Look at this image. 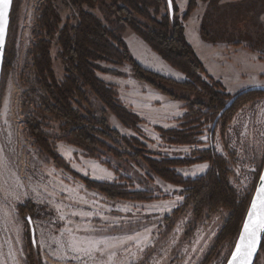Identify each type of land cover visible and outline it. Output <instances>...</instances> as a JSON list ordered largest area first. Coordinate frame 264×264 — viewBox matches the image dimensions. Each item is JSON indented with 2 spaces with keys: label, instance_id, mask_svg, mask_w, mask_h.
<instances>
[{
  "label": "rangeland",
  "instance_id": "374dc122",
  "mask_svg": "<svg viewBox=\"0 0 264 264\" xmlns=\"http://www.w3.org/2000/svg\"><path fill=\"white\" fill-rule=\"evenodd\" d=\"M47 1H52L59 13L61 28L68 20L72 25L78 23V11L68 0H14L0 93V264H82L81 260L74 259L81 254L68 246L70 237L115 245L108 250L113 255L96 254V264H229L238 242L232 237L221 241L220 235L230 212L204 211L197 215L185 187L154 175L143 158L122 139H136L155 155L151 157L154 160H181L182 166L175 171L184 179H195L207 173L210 164L196 162L195 153L213 147L225 160L229 183L239 198L252 200L264 169V96L239 104L230 119L219 121L213 144L210 140L212 121L186 127L185 132L194 134L191 143L172 144L167 137H162L159 129H184L183 117L187 109L186 102L180 98L195 105L209 104L201 89L197 92L177 90L178 99H174L142 82L164 96L163 101L153 104L152 100L156 99L153 94L139 91L143 95H138L136 89H127L128 83L122 86L128 78L139 81L132 65L100 62L102 70L97 72L98 78L115 88L118 101L131 112L132 105H139L144 120L139 117L141 122L134 128L123 126L87 90L89 103L79 100L81 108H76L80 114L90 115L115 132L108 137L98 135V138L119 156L108 149L79 147L66 140L67 132L62 122L44 117L38 111L46 93L37 76L33 50L42 34L38 21ZM240 1L243 0L225 2ZM175 2L182 20L186 11L181 9L179 0ZM84 9L109 25L111 19L101 8L85 6ZM151 13L155 14L154 9ZM165 14L163 5L159 15L154 16L161 19ZM261 15L248 12V24H238L240 19H237L232 27L249 33L254 25L264 24L259 22ZM241 17L244 19L243 15ZM186 32L189 44L197 55L199 51L198 57L208 74L225 87L224 93L235 96L251 88L264 87V59L257 56V51L249 48L228 54L223 50L215 53L199 47L195 42V19L188 22ZM123 39L141 67L177 82L186 81L183 73L165 62L130 28L124 32ZM48 41L52 70L56 80L61 82L67 75V64L58 37ZM202 79L210 82L205 76ZM170 98L184 105V115L177 128L173 118L176 109L171 108ZM32 120L41 124L51 154L45 153L30 135L27 123ZM84 179L115 183L128 192L147 191L151 199L110 198L88 188ZM28 217L35 227L36 247L32 245ZM88 264L93 261L89 260ZM255 264H264V249L259 252Z\"/></svg>",
  "mask_w": 264,
  "mask_h": 264
},
{
  "label": "trees",
  "instance_id": "16d2710c",
  "mask_svg": "<svg viewBox=\"0 0 264 264\" xmlns=\"http://www.w3.org/2000/svg\"><path fill=\"white\" fill-rule=\"evenodd\" d=\"M199 1L208 4L200 27L205 41L212 44L230 43L234 46L247 42L253 51L264 49V24L254 25L249 33L243 32V29L239 27H232L238 22H235L237 19H240L238 24H248L250 19L247 17L248 12L263 14L264 0H243L231 3H222V0H189L182 20L175 0H173V20L170 18L166 0H68L78 11V23L72 25L68 20L62 28L59 13L52 1H47L38 21L42 34L33 50L37 76L46 93L39 107V113L44 117L49 116L62 122V128L67 132V139H65L71 143L92 150L108 149L119 156L117 151L111 150L98 138V135L108 137V134H115V132L99 124L90 115L80 114L76 108V106L81 108L79 100L89 103L88 90L116 116L123 126L134 128L141 122L137 114L118 101L115 88L98 78L97 72L102 70L100 62L118 66L130 64L137 80L153 86L174 99H178L177 90L197 92L201 89L204 96L208 97L209 104L195 105L189 103L187 99L180 98L186 102L187 109L183 117L184 129H159L162 137H167L168 142L172 144L191 143L194 134L185 132L186 127L189 128L194 124L200 126L202 122L207 121L215 122L231 100L235 101L222 114L220 121L230 119L232 111L239 104L243 105L254 98L263 97L264 87L251 88L235 96L226 94L223 92L225 87L222 83L208 74L185 35L184 22L190 18ZM163 5L166 14L161 19H157L156 16L159 15ZM85 6L90 9L101 8L109 20L111 19L109 25L103 23L92 12L85 10ZM152 9L156 16L151 13ZM125 27L133 30L165 62L183 73L186 81H174L146 70L135 62L123 39L127 29ZM55 37H58L62 57L67 64V75L61 82L56 80L52 70L51 43L48 41ZM202 76L207 77L210 82H205ZM27 126L30 135L40 148L45 153L51 154L41 124L37 120H32L27 123ZM98 127L101 130H97ZM214 132L215 130L211 131V144H213ZM122 140L128 148L143 158L154 175L168 183L185 187L189 196L188 200L194 204L197 215H201L204 211L210 213L219 210L229 211V219L220 235L221 241L232 237L236 239V243L238 242L252 200L239 198L236 190L229 183L225 160L217 155L213 147L195 153L196 162L210 164L207 173L195 179H184L175 171L176 167L182 166L181 160L166 158L154 160L151 157L155 155L136 139ZM84 182L88 188L104 193L110 198L136 201L151 199L149 196L151 193L147 191L128 192L121 185L90 179H84ZM261 249H264V240Z\"/></svg>",
  "mask_w": 264,
  "mask_h": 264
},
{
  "label": "snow or ice",
  "instance_id": "6c2138e0",
  "mask_svg": "<svg viewBox=\"0 0 264 264\" xmlns=\"http://www.w3.org/2000/svg\"><path fill=\"white\" fill-rule=\"evenodd\" d=\"M9 3L10 0H0V45L3 43ZM202 167L206 168L207 165H203ZM77 215L80 214L77 213ZM68 231L71 234V230ZM262 231H264V184H261L256 199L251 205L248 220L244 225V234L240 238V244L236 246V250L232 254V264H248L256 249L258 236ZM100 244H104V247L101 248ZM68 246L71 251L81 254L74 257V259L81 260L82 264H88L89 260L93 261V264H96V254H100L101 256L104 253L113 255L108 250L115 247V245L108 244L107 242L79 241L74 237H70Z\"/></svg>",
  "mask_w": 264,
  "mask_h": 264
},
{
  "label": "crops",
  "instance_id": "0c3cea01",
  "mask_svg": "<svg viewBox=\"0 0 264 264\" xmlns=\"http://www.w3.org/2000/svg\"><path fill=\"white\" fill-rule=\"evenodd\" d=\"M182 1L183 2H180V0H179V4L181 5V9L186 11L189 0H182ZM225 1H227V0H224L222 3H226ZM206 5H207L206 3L202 2V1H199L196 10L193 12L192 16L187 21V24H188L189 21H191L193 19L196 20V23H197V38L195 40L196 44L199 47L201 46L202 48H204L206 50H209L211 52H215V53L223 50L224 52H227L228 54H232L233 52H238V51H241V50H249V43H247V42H243L240 46H234V45H232L230 43L212 44V43H209V42H207V41H205L203 39V37L201 35V32H200V27H201V21H202L203 15H204L205 10H206ZM259 22L264 23V14H262L260 16ZM187 24H185V35L187 33L186 32ZM186 38L188 40V36L187 35H186ZM195 49H196V47H195ZM256 51H257L256 52L257 56L260 55L261 57L259 56V58L260 59H264V57H263L264 56V52L259 51V50H256ZM197 53L199 55V51L198 50H197ZM120 79L122 80L124 78H120ZM117 81H120V80H117ZM117 81H115L116 85H117ZM184 81L185 80H183L181 82H184ZM127 83L130 85L127 89H130L131 87L136 89L138 95L153 94V99L156 97L155 100H152L153 104L154 103L155 104L158 103V101L162 100V98L165 99L162 94H159L160 92L158 90H156V89H154L152 87H149L148 85H146V84H144L142 82H139V81H136V80H133V79L130 80L128 78L126 83L122 84V86L124 87V85H126ZM139 91H143V94L141 92H139ZM170 100H172V99L170 98ZM172 101L173 102L170 104V106H171V108L176 109V112H175L176 115L173 118L177 122V125H175V128H177L179 120H181L182 116L184 115L183 111H182V108H183L184 105L182 103H180V102H177V101H174V100H172ZM132 106L133 107L131 108V110L133 112H135V114H137L139 117H141L142 120H144L142 118V115H141V109H140L141 107L139 105H132Z\"/></svg>",
  "mask_w": 264,
  "mask_h": 264
},
{
  "label": "water",
  "instance_id": "95a60500",
  "mask_svg": "<svg viewBox=\"0 0 264 264\" xmlns=\"http://www.w3.org/2000/svg\"><path fill=\"white\" fill-rule=\"evenodd\" d=\"M166 2H167V7L169 9L170 18L173 20V17H174V4H173V0H171V2H169V0H166ZM13 3H14V0H10L9 6H8V9H7V23H6L5 29H4L3 43H2V45H0V93H1L2 73H3V66H4L5 53H6V45H7V40H8L9 27H10V17H11V12H12V8H13ZM234 101H235L234 99L231 100L225 106L224 110L216 118V120L214 122V125H213V130H215V128L217 127V124L219 123L222 114L225 111H227L233 105ZM262 178H264V169L262 171V174H261L260 179H259L258 184H257L256 191H255L254 196L252 198V201L250 203V206H249V209H248V212H247V215H246V218H245V221H244L242 230H241V234H240V237H239V240H238V245L240 244V238H241V236L244 234V225H245V223L248 220V213L251 211V205H252V203L256 199L257 192H258L261 184H264V179H262ZM27 222H28V224L30 226V233H31L32 245H33V247H36L37 246V241H36V231H35V227H34L33 222H32V220H31L30 217L27 218ZM263 240H264V231H262L259 234V236H258L256 249L253 252V255L250 258L248 264H255V262L257 260V257L259 255V252L261 251V247H262ZM229 264H232V259L230 260Z\"/></svg>",
  "mask_w": 264,
  "mask_h": 264
}]
</instances>
